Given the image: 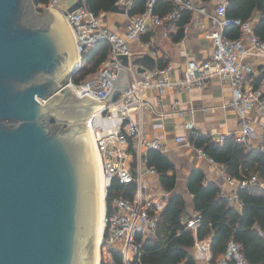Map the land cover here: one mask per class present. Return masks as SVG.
Returning a JSON list of instances; mask_svg holds the SVG:
<instances>
[{"label": "water", "instance_id": "1", "mask_svg": "<svg viewBox=\"0 0 264 264\" xmlns=\"http://www.w3.org/2000/svg\"><path fill=\"white\" fill-rule=\"evenodd\" d=\"M33 4L0 0V264H97L101 177L87 121L129 87L128 75H107L106 101L79 98L72 31L60 11L34 16ZM119 59L138 81L159 69L149 52Z\"/></svg>", "mask_w": 264, "mask_h": 264}, {"label": "built area", "instance_id": "2", "mask_svg": "<svg viewBox=\"0 0 264 264\" xmlns=\"http://www.w3.org/2000/svg\"><path fill=\"white\" fill-rule=\"evenodd\" d=\"M63 0H52L48 6L40 5L41 10H58L69 24L76 40V46L82 55L86 49L94 48L98 43L106 41L111 50L109 58L99 68L97 75L81 85L70 82L71 88L79 96L85 98L91 96L100 101H106L113 90V83L107 77L116 79L120 72L125 70L131 79L129 87L103 108L91 116L88 129L93 134L101 159L103 178L106 183V191L113 181L118 179L121 184L135 183L137 192L133 201L122 198L113 200L114 212L107 216L100 247V264H115L114 255L123 256L124 264H144L142 262V242L156 236L160 213L165 208V202L169 193L164 192L163 199L157 200L151 195V188L144 181L141 174L159 176L157 171L147 166L146 155L149 150L162 151L163 146L158 140H148L142 126L136 117L139 112H153L155 107L150 101V93L155 94L158 104H162L167 90L173 87L190 92L193 89H203L212 80L217 79L223 85H228L232 91L231 105L236 109L240 124L239 130L234 134H206L213 142L223 144L228 137L233 136L235 142L246 150H263V146L254 147L256 136L255 128L250 121V113L254 110L264 116V78L254 68L245 62L248 57H258L264 60V42L254 32V23L235 20L227 16L229 0H219L215 12L209 14L205 0H171L177 7L166 17L156 14L154 7L157 0H148L146 10L138 15L130 16V21L125 34L121 35L107 27L101 15H96L87 6V0H72L69 8L79 3L80 7L70 13L68 10H60L59 5ZM135 0H117L119 7L129 14ZM198 12L203 20L198 22L200 28L208 29V38L212 45V51L207 59L188 60L185 71L176 80L172 81L170 73L173 67L167 64L159 68L154 74L144 81L134 78L131 66H124L119 57H130L132 44L138 43L143 36L152 29L158 28L167 22L176 23L181 18L182 11ZM237 26L241 35L238 39H231L226 35V30ZM156 57V52H149ZM189 136H181L176 139L179 144H184L195 149L202 158H207L212 164H216L202 148H196L192 143V137L202 135L197 132L193 122L186 124ZM138 147L144 148V159L136 161ZM231 185L237 189L230 195H223L229 205L241 211L243 204L239 199L238 190L247 185L259 184L264 188V183L257 175L250 180L237 181L227 177ZM139 196V203L136 197ZM107 209V205H106ZM182 219V224L193 233L197 231L202 222L199 212L193 213L187 220ZM142 241H139L138 239ZM198 241L195 245V259L204 260V250L199 248ZM226 258L236 264H249L246 260L242 246L231 240L228 243Z\"/></svg>", "mask_w": 264, "mask_h": 264}, {"label": "trees", "instance_id": "3", "mask_svg": "<svg viewBox=\"0 0 264 264\" xmlns=\"http://www.w3.org/2000/svg\"><path fill=\"white\" fill-rule=\"evenodd\" d=\"M52 0H33L34 5L48 6ZM148 0H135L129 16H135L146 10ZM117 0H87L88 8L96 15L109 14L116 7ZM177 7L171 0H157L154 11L162 17H166ZM41 10V9H39ZM260 17L254 25V32L264 42V0H229L227 16L231 19L249 21L254 14ZM192 14L190 11H182L181 18L176 23H165L169 27H176L177 32L172 40L175 43L185 36V27L190 23ZM150 33V31L148 32ZM226 35L231 39H238L241 31L237 26L226 30ZM111 47L106 41L97 44L96 47L86 49L82 53V67L73 78L75 85H81L94 78L101 65L110 55ZM159 68L167 66L163 59L159 60ZM262 70V69H261ZM264 78V69L259 74V79ZM192 143L196 148H202L204 152L227 168L229 177L237 181H248L257 175L264 183V146L263 150H246L235 142L233 136L228 137L223 144L213 142L206 135L192 137ZM147 166L157 171L160 176L162 188L171 193L165 208L160 213L156 236L142 242V262L144 264H195L192 250L196 241L202 242L212 237L211 251L216 258L225 254L228 243L234 240L242 246L244 256L249 264H264V188L259 184L247 185L238 190L239 199L243 208L238 211L229 205L226 198L221 196L220 188L211 184L205 185L204 174L201 171H193L188 183L190 193L193 195V204L196 212L202 215V222L197 231V237L191 230L182 224V218L186 214L185 200L173 195L176 188V175L174 165L158 150H149L146 155ZM137 192L135 183L121 184L115 179L107 191L106 205L107 216L113 210V200L122 198L133 201ZM139 241H142L140 238ZM115 264H124L123 256L114 255ZM229 264H236L229 262Z\"/></svg>", "mask_w": 264, "mask_h": 264}, {"label": "crops", "instance_id": "4", "mask_svg": "<svg viewBox=\"0 0 264 264\" xmlns=\"http://www.w3.org/2000/svg\"><path fill=\"white\" fill-rule=\"evenodd\" d=\"M205 2L208 13L213 14L219 0H205ZM191 14V21L185 27V36L181 41L178 43L173 42L172 37L176 34L177 28L164 24L144 35L140 42L132 44L133 54L135 52L155 51L158 61L163 59L173 67L170 78L172 81H176L185 71L188 60L207 59L212 51L208 29L206 27L205 29L200 28L197 24L203 20V16L198 12ZM101 17L107 27L121 35L125 34L130 21L129 14L111 12L101 14ZM259 17V13L254 14L252 17L251 21L254 25ZM245 62L251 65L258 75L264 69V60L261 58L248 57ZM130 79L131 77H128V82ZM149 98L155 107V111L139 112L136 117L146 138L148 140H158L163 146L161 152L174 165V172H170V175H173V173L176 175V188L173 195H178L185 200L186 214L182 219L187 220L189 216L196 212L193 204L194 197L188 188L193 171H201L204 174L203 183L206 186L213 184L219 187L222 197L223 195L232 194L237 187L227 181L229 175L224 165L217 162L215 165L212 164L209 159L200 157L195 149L177 143L176 139L190 135L185 127L189 122H193L197 132L202 135L237 133L240 119L236 109L231 105L232 91L228 85H223L219 80L214 79L205 88L193 89L190 92L181 91L176 87L170 88L164 95L163 102L160 105L155 94L150 93ZM249 118L256 131L254 147H262L264 146V116L254 110L250 113ZM144 150V148L138 147L136 151L137 162L144 159ZM141 177L149 183L152 197L162 200L166 191L161 186L160 176H144V174H141ZM170 195L171 193H169V197ZM136 200L139 203V196L136 197ZM193 234L196 238L197 234ZM212 240L213 236L202 242L198 241L199 248H203L205 251V259L196 260L194 255L196 248H194L192 255L195 264H229L226 254H221L216 258L213 257L211 251Z\"/></svg>", "mask_w": 264, "mask_h": 264}, {"label": "bare ground", "instance_id": "5", "mask_svg": "<svg viewBox=\"0 0 264 264\" xmlns=\"http://www.w3.org/2000/svg\"><path fill=\"white\" fill-rule=\"evenodd\" d=\"M74 37V36H73ZM75 38V37H74ZM90 132V131H89ZM90 136L94 145V149L97 155V161H98V166H99V171H100V177H101V197H102V228H101V240H100V245L99 248H97V264H100L101 256H100V247L103 241V235H104V230H105V225H106V196H107V191H106V183L103 178V173H102V167H101V159H100V154L94 139L93 134L90 132ZM100 234V236H101ZM99 242V241H98ZM97 244V243H96Z\"/></svg>", "mask_w": 264, "mask_h": 264}, {"label": "rangeland", "instance_id": "6", "mask_svg": "<svg viewBox=\"0 0 264 264\" xmlns=\"http://www.w3.org/2000/svg\"><path fill=\"white\" fill-rule=\"evenodd\" d=\"M70 1H72V0H63L61 3H60V5H59V9L62 11V10H64V11H66V10H68V8H69V3H70ZM32 8H33V11H32V13H33V15L34 16H37V15H40V16H43L44 14H45V11L46 10H39V8H37L34 4L32 5ZM61 17L63 18V20L67 23V21L64 19V17L61 15ZM104 20H105V18H104ZM67 25L69 26V24L67 23ZM70 27V26H69ZM71 29V28H70ZM72 31V30H71ZM72 34H73V32H72ZM73 36H74V34H73ZM75 37V36H74ZM74 40H75V38H74ZM75 44H76V40H75ZM77 47V46H76ZM135 53H138V52H135ZM134 53V54H135ZM77 95V94H76ZM78 96V95H77ZM79 97V96H78ZM91 119V116L89 117V119H88V121H87V125H88V123H89V120ZM67 126L68 127H70V126H72V124H67ZM107 210V209H106ZM105 215H106V213H105ZM101 237H102V234H101V236H100V240H101ZM100 240H98L97 241V244H96V250H97V248H99V243H100Z\"/></svg>", "mask_w": 264, "mask_h": 264}, {"label": "flooded vegetation", "instance_id": "7", "mask_svg": "<svg viewBox=\"0 0 264 264\" xmlns=\"http://www.w3.org/2000/svg\"><path fill=\"white\" fill-rule=\"evenodd\" d=\"M52 125H59V124H57L56 122H53ZM61 127L65 128L66 125H63V126H61Z\"/></svg>", "mask_w": 264, "mask_h": 264}]
</instances>
